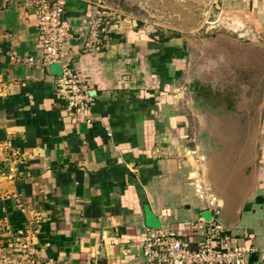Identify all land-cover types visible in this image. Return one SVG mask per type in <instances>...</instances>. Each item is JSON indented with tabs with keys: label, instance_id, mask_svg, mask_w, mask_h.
Instances as JSON below:
<instances>
[{
	"label": "crops",
	"instance_id": "1",
	"mask_svg": "<svg viewBox=\"0 0 264 264\" xmlns=\"http://www.w3.org/2000/svg\"><path fill=\"white\" fill-rule=\"evenodd\" d=\"M63 4L72 36L46 63L34 8L0 0V264H146L148 229L190 238V223L213 210L255 249L248 264H264V83L254 122L222 130L239 132L228 154L236 176L224 178L209 151L197 158L180 98L186 31L109 13L101 48L85 53L80 32L95 6ZM210 8L245 17V33L264 43V0ZM62 65L90 95L86 112L57 96Z\"/></svg>",
	"mask_w": 264,
	"mask_h": 264
},
{
	"label": "rangeland",
	"instance_id": "2",
	"mask_svg": "<svg viewBox=\"0 0 264 264\" xmlns=\"http://www.w3.org/2000/svg\"><path fill=\"white\" fill-rule=\"evenodd\" d=\"M90 1L107 13L186 31L191 54L180 98L191 117L197 158L205 160L209 151L208 161L220 169L217 175L236 176L228 154L232 155L239 132L222 130L254 122L264 83V43L254 33H245L249 20L222 12L219 21L208 23L217 16L216 8L204 11L209 0Z\"/></svg>",
	"mask_w": 264,
	"mask_h": 264
},
{
	"label": "built area",
	"instance_id": "3",
	"mask_svg": "<svg viewBox=\"0 0 264 264\" xmlns=\"http://www.w3.org/2000/svg\"><path fill=\"white\" fill-rule=\"evenodd\" d=\"M34 8L37 18L38 39L46 63L59 62L62 43L69 40L70 25L64 18V0H25ZM208 23L219 21L223 12ZM105 10L93 8V13L80 32L81 51L96 54L102 46L106 30ZM12 57V56H11ZM56 94L68 111L89 109L90 95L83 88L81 78L67 65L61 66L56 81ZM88 121H90L88 119ZM218 210L209 219L198 216L190 223L189 237H180L164 227L148 229L142 241V255L146 264H248V256L255 250L234 241L218 220ZM16 241L24 236L23 229L15 231ZM18 235V237H17ZM48 244V243H46ZM264 253V247L261 249Z\"/></svg>",
	"mask_w": 264,
	"mask_h": 264
},
{
	"label": "water",
	"instance_id": "4",
	"mask_svg": "<svg viewBox=\"0 0 264 264\" xmlns=\"http://www.w3.org/2000/svg\"><path fill=\"white\" fill-rule=\"evenodd\" d=\"M207 8H208V5L204 6V11H205ZM207 11H209V9H207ZM214 11H215V13H216V14H215V13H214V14L217 15V14H218L217 11H216V10H214ZM214 14H213V15H214ZM59 72H60V70H59ZM60 73H61V72H60ZM205 218H206V219H209L210 216L206 213ZM217 218H218V217H217ZM218 220L220 221L219 218H218ZM220 222H221V221H220ZM221 223H222V222H221ZM222 224H223V223H222ZM223 225H224V224H223ZM224 227H225V225H224ZM225 228H226V227H225Z\"/></svg>",
	"mask_w": 264,
	"mask_h": 264
}]
</instances>
